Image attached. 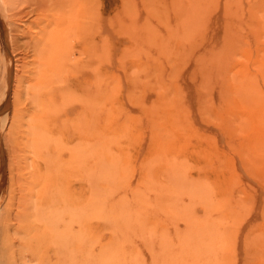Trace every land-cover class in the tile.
Wrapping results in <instances>:
<instances>
[{"label":"rangeland","instance_id":"374dc122","mask_svg":"<svg viewBox=\"0 0 264 264\" xmlns=\"http://www.w3.org/2000/svg\"><path fill=\"white\" fill-rule=\"evenodd\" d=\"M98 1L96 113L83 91L90 50L63 1L0 0V264H191L178 246L206 216L215 240L203 264H264V153L249 147L257 126L233 84L251 76L264 98V0H211L190 14L187 0ZM186 19L196 26L180 32ZM165 162L187 165L221 207L167 193ZM125 211L134 222L118 244Z\"/></svg>","mask_w":264,"mask_h":264},{"label":"bare ground","instance_id":"6f19581e","mask_svg":"<svg viewBox=\"0 0 264 264\" xmlns=\"http://www.w3.org/2000/svg\"><path fill=\"white\" fill-rule=\"evenodd\" d=\"M63 1V5H61L62 7H63V9L61 10V12H63L62 14L64 15V17H65V19L66 20H68L69 21V23H72L73 25H72V28L74 29V28H76V30H74L75 32L79 29V32H80V29H81V32H82V30H83V35L85 36V38L84 39H82V33H80V35H82L81 36V39L83 40L81 43L87 48V49H89L90 50V54H91V58H92V60H91V63L89 64V66L88 65H86V67H88L90 70H88L91 74H89L88 76H89V81H88V78H87V81H88V84H87V86H86V91L85 90H83L84 92H86V94H85V96H84V99H88V100H94L95 101V110H96V113L98 112V103H99V99H100V95H101V84H100V62H99V59L101 58V56H100V53L102 54V51H101V47H100V45H99V43H98V39L101 37H99V21H101V19L97 22V20H98V14H99V8H98V6H99V1L98 0H88V3H89V7H87V6H85V7H87V8H85V7H83V0H62ZM86 0H84V2H85ZM209 1H211V0H187L186 2H188L189 4L187 5L188 7H189V10H190V12H188V14H190L191 13V11H192V9H195V8H197V9H195V10H197V12H198V10H201L202 8H203V6L205 7V5L209 2ZM262 1V0H261ZM53 2V1H52ZM60 2V1H59ZM234 2V1H233ZM263 2V1H262ZM44 3V2H43ZM46 3V2H45ZM55 3V2H54ZM80 3H82V4H80ZM87 3V2H86ZM210 3V2H209ZM219 3V2H218ZM227 3H228V1H227ZM230 3H231V0H230ZM241 3V2H240ZM260 3V2H259ZM53 4V3H52ZM56 4H61V3H57L56 2ZM97 4H98V6H97ZM211 4V3H210ZM235 4V3H234ZM261 4V3H260ZM43 5V4H42ZM85 5V4H84ZM186 5V4H185ZM227 5V4H226ZM51 6V5H50ZM55 6V5H54ZM69 6V8H65V7H68ZM186 6V7H187ZM229 6V10H228V8H227V13H228V15L230 16L231 14V17L232 16H234V13H235V11H236V7L234 8V6H231V5H228ZM259 6V5H258ZM261 6V5H260ZM185 7V8H186ZM242 8V7H241ZM258 8V7H257ZM57 9H59V8H57ZM206 9V8H205ZM217 9V8H216ZM261 9H263V7H261ZM260 9V10H261ZM38 10V9H37ZM65 10V11H64ZM66 10H69V11H66ZM38 12H40V11H38ZM54 12V11H53ZM59 12V11H58ZM184 12H187V8H186V10L184 11ZM202 12H203V10H202ZM240 12V11H239ZM247 12V11H246ZM44 13V12H43ZM42 13V14H43ZM193 13H194V10H193ZM199 13V12H198ZM49 14V13H48ZM182 14H183V12H182ZM186 14V13H185ZM194 15H196V13L194 14ZM201 15V14H200ZM227 15V16H228ZM59 16H62V15H59ZM182 16V15H181ZM197 16V15H196ZM202 16V15H201ZM200 16V17H201ZM81 17V18H80ZM39 18H40V16H39ZM43 18V17H42ZM60 19L62 18L63 19V16L62 17H59ZM186 18H188V17H186ZM192 18H194L193 16H192ZM257 18H259V17H257ZM46 19V18H45ZM60 19H59V21H60ZM89 19V20H88ZM195 19V18H194ZM202 19H203V17H202ZM242 19V18H241ZM256 19V18H255ZM48 20H49V18H48ZM190 20H191V18H190ZM190 20H188V19H186V21L185 20H180L181 22H183L182 23V25L180 24V28H181V30H180V32L182 31V32H187L186 30H189V29H191V27H192V25L193 26H196V25H194V20L193 21H190ZM250 20V19H249ZM253 20V19H252ZM260 20V19H259ZM56 20H54V22H55ZM196 21V20H195ZM233 21H235L232 25H231V28L233 29V32H232V37L233 38H239L238 36H237V34L239 33V24H240V22L238 23L237 22V20L234 18L233 19ZM232 21V22H233ZM57 22V21H56ZM63 22H64V19H63ZM76 23V24H75ZM110 23V22H109ZM247 22H245V24H246ZM0 24H1V22H0ZM113 24V23H112ZM255 24V23H254ZM114 25V24H113ZM179 25V24H178ZM249 25V24H248ZM256 25V24H255ZM77 26V27H76ZM79 26H82V27H80L79 28ZM251 26V25H250ZM227 27V26H226ZM245 27V26H244ZM264 27V26H263ZM71 27H69V29H70ZM194 28V27H193ZM230 28V29H231ZM259 28V27H258ZM113 29V28H112ZM248 29V28H247ZM66 30V29H65ZM72 30V29H71ZM229 30V29H228ZM1 31V30H0ZM73 30H72V34H73V32H74ZM198 31H200V30H197V32ZM230 31H232V30H230ZM229 31V32H230ZM255 31V30H254ZM74 32V33H75ZM180 32H179V34H180ZM226 32V31H225ZM228 32V33H229ZM261 32V31H260ZM44 33H46V32H44ZM86 33V34H85ZM102 33V32H101ZM192 33V32H191ZM3 34V33H2ZM189 34V33H188ZM195 34V33H194ZM200 34V33H199ZM198 34V35H199ZM230 34V33H229ZM261 34V33H260ZM74 36H77V35H75V34H73ZM197 35V36H198ZM50 36H51V34H50ZM49 36V37H50ZM63 36V35H62ZM181 36H182V34H181ZM259 36V35H258ZM42 37H43V35H42ZM54 36L52 35V37H50V38H53ZM112 37V36H111ZM224 37H225V35H224ZM228 37V36H227ZM226 37V38H227ZM44 38V37H43ZM42 38V39H43ZM78 38H79V35H78ZM39 39V38H38ZM37 39V40H38ZM41 39V40H42ZM101 39V38H100ZM46 40H47V38H46ZM51 40V39H50ZM54 40H57V37L54 39ZM227 40H229V39H227ZM47 41H49V40H47ZM238 42H239V40H237ZM236 41V42H237ZM39 42V41H38ZM54 42V41H53ZM236 42H232L233 43V46L234 45H237L238 43H236ZM44 43H45V41H44ZM80 43V45L82 46V44ZM224 43H226V42H224ZM229 42H227V44H228ZM51 44V43H50ZM57 44V43H56ZM226 44V45H227ZM36 45V44H35ZM52 45V44H51ZM50 45V46H51ZM89 46H90V48H89ZM238 46V45H237ZM236 46V47H237ZM52 47H56V46H51V49H52ZM66 47V46H65ZM225 47H227V46H225ZM234 48V49H237V48ZM242 47V46H241ZM245 46H243V48H244ZM49 48V47H48ZM223 48V47H222ZM231 48H233L232 46H231ZM247 48V47H246ZM37 49V48H36ZM70 49V48H69ZM227 49V48H226ZM241 49V48H240ZM49 50H50V48H49ZM49 50H48V53H49ZM225 50V49H224ZM228 50V49H227ZM244 50V49H243ZM44 51H45V48H44ZM47 51V50H46ZM51 51H53V49L51 50ZM54 51L56 52V49H54ZM226 51V50H225ZM224 51V52H225ZM231 51V50H230ZM234 51V50H233ZM100 52V53H99ZM213 52H215L214 50L213 51H211L209 54H210V56H212L211 55V53H213ZM227 52V51H226ZM228 52H229V50H228ZM228 52H227V55H230L231 53L229 52V54H228ZM234 52H236V51H234ZM238 52V51H237ZM246 52V51H245ZM47 53V55H49ZM52 53V52H51ZM208 53V52H207ZM44 54H45V52H44ZM53 54V53H52ZM51 54V55H52ZM215 54V53H214ZM216 54H218V52H216ZM226 54V53H225ZM236 54V53H235ZM3 55V54H2ZM46 54H45V56H47ZM50 55V56H51ZM238 55V54H237ZM248 55V54H247ZM55 56V55H54ZM58 56V55H57ZM99 56H100V58H99ZM209 55H208V57L209 58H211L213 61H215V59H216V61H217V59L218 58H216V56H218V55H214L215 56V58H213V56L212 57H210ZM232 56V55H231ZM250 56H251V54H250ZM49 57V56H48ZM8 57H6V55H5V59H6V67H5V73L7 74V70H8V68H9V65H10V63H9V60L7 59ZM38 58H40V57H38ZM42 58V57H41ZM46 58V60H47V57H45ZM53 58V57H52ZM51 58V59H52ZM229 58V57H228ZM228 58H227V61H228ZM259 58V57H258ZM203 59H205V58H203ZM211 59H208L211 63H212V61H211ZM4 60V59H3ZM234 60V59H233ZM264 60V59H263ZM44 61V60H43ZM42 61V62H43ZM205 61L206 60H204L203 61V63H202V61H201V64H204L205 63ZM209 61H208V63H209ZM215 61V62H216ZM225 61V60H224ZM226 61V62H227ZM12 62V61H11ZM242 62V61H241ZM207 63V65H206V67L207 66H209V65H211V63H209L208 64ZM218 63V62H217ZM229 63V62H228ZM231 63V62H230ZM5 64V63H4ZM206 64V63H205ZM205 64L204 65H202V66H205ZM231 64H233V63H231ZM239 64H241V63H239ZM246 64V63H245ZM53 65V64H52ZM81 66V65H80ZM213 66H214V64H213ZM234 65H232V67H233ZM40 67V66H39ZM44 67H45V64H44ZM86 67L84 68V69H86ZM78 68H80V67H78ZM82 68L83 67H81V69H80V71H82ZM242 68V67H241ZM240 68V69H241ZM45 69V68H44ZM57 69V68H56ZM230 69V68H229ZM233 69H234V67H233ZM238 69V68H237ZM211 70V69H210ZM239 70V69H238ZM46 71V70H45ZM44 70H43V72L42 73H44L45 72ZM77 71H79V70H77ZM212 71V70H211ZM230 71V70H229ZM231 71H232V69H231ZM234 71V70H233ZM241 71H243V70H241ZM86 72V71H85ZM37 73V72H36ZM82 73H83V71H82ZM240 73V72H239ZM38 74H39V72H38ZM37 74V75H38ZM230 74V73H229ZM44 75V74H43ZM42 75V76H43ZM79 75L83 78V76L85 75V73H83V74H81V72H79ZM83 75V76H82ZM246 75H247V73H246ZM7 76V75H6ZM8 77V76H7ZM38 77V76H37ZM4 78V77H3ZM236 78V77H235ZM7 79V78H6ZM75 79V78H74ZM85 80H86V77L84 78ZM3 80V79H2ZM39 80H40V77H39ZM44 80H45V78H44ZM41 81V80H40ZM75 81V80H74ZM38 82V81H37ZM87 83V82H86ZM234 87H236V90H237V94L239 95V97L242 99V101H244L245 102V104H247V106L250 108V111L249 112H247V113H249L248 114V116H246L247 118H248V121L251 119V120H253V123L255 122V126H257V128H254V131H255V129H257L256 130V133L254 134V136H255V139L253 140V142L251 143V146H249L250 147V149L251 150H254V152L255 151H260V152H262V155H263V153H264V98L262 97V95L259 93V91H258V88H257V85L254 83V79L251 77V76H248L247 75V77L246 76H243V77H237V79H236V81H234ZM259 85V84H258ZM80 86H81V84H80ZM81 89H84V88H82V86H81ZM81 94H82V92H81ZM76 95V94H75ZM81 97V96H80ZM86 97V98H85ZM236 100V99H235ZM84 102V101H83ZM92 102V101H91ZM92 104V103H91ZM240 106H238V108H239ZM241 108V107H240ZM249 110V109H248ZM245 112V111H244ZM242 113V112H241ZM246 113V112H245ZM246 115V114H245ZM242 118L243 117H245V116H241ZM96 119V118H95ZM237 119H238V117H237ZM244 120V119H243ZM235 121H236V119H235ZM235 122H233V124H234ZM237 125V124H236ZM249 126V125H248ZM254 126V127H255ZM248 130L249 129H251V127L250 128H247ZM247 129H246V131H247ZM253 130V129H252ZM250 131V132H252L253 133V131ZM244 131H245V128H244ZM252 136H253V134H252ZM252 140V139H251ZM260 152H258L259 154H260ZM251 153H252V151H251ZM261 155V156H262ZM263 159H264V157H263ZM120 162V161H119ZM167 165H166V167H169L170 169H172L169 173L171 174V178H172V181H170L169 183H168V185H167V189H166V192L167 193H169V194H173V195H177V194H179V193H182V195H188L189 197H190V199H191V202L192 201H194V202H202L205 206H206V208H207V210L208 211H211V210H216V209H218V208H220L221 206H220V204H218V206L216 207V205L215 206H212L211 205V203H209L208 202V200H207V195H209L206 191L208 190V192L210 191L211 193H212V190H213V188H212V190H210V189H208L209 188V186H210V184H208L209 186H208V188H206V186H205V184H203V182H191V181H189V180H187L186 179V177H185V175H184V172L187 170V165H177V163L175 164V163H167V162H165ZM115 169V168H114ZM114 171V170H113ZM110 173V172H109ZM100 175V174H99ZM110 175V174H109ZM109 175H108V177H109ZM182 175H184V178L182 177ZM107 176V175H106ZM113 176V175H112ZM102 178V177H101ZM99 179V178H98ZM108 181V180H107ZM197 183H200L202 186H200V185H198ZM209 183V182H208ZM205 187H204V186ZM107 186V185H106ZM211 187V186H210ZM99 189V188H98ZM205 189H206V191H205ZM94 195V194H93ZM211 195V194H210ZM138 196V195H137ZM104 197V196H103ZM210 196H208V198H209ZM138 198H140V197H138ZM211 198V197H210ZM94 199V198H93ZM105 200V199H104ZM139 201V200H138ZM104 202V201H103ZM119 203H121V202H119ZM101 204V203H100ZM120 205H122V204H120ZM120 206H119V204H118V207L117 208H119ZM115 208V207H114ZM125 207H123V209H124ZM103 210V209H102ZM117 210V209H116ZM119 211H120V209H118ZM121 211H122V207H121ZM132 211V210H131ZM128 212V213H130V214H132V212ZM128 213L125 211V212H120V215L118 216V217H120V220L118 221V224H119V226L117 225L116 226V228H118L119 230L117 231V235H115V236H118L117 238H118V240H119V242H118V244L121 242V240H123L124 238H125V236L127 235H129V234H127L128 233V231L130 230V232H131V226H130V224H129V221H131L132 220V218H131V216L130 215H128ZM117 215V214H116ZM115 215V216H116ZM114 216V215H113ZM129 216H130V218H131V220H129ZM133 216V215H132ZM138 216V215H137ZM114 219H116V217L114 218ZM119 219V218H118ZM209 220V221H208ZM115 221V220H114ZM131 222H134L133 220L131 221ZM200 222V223H199ZM127 225H128V227H127ZM123 227H127V228H129L128 229V231H127V229L125 230V228H123ZM115 228H113V230H114ZM116 230V229H115ZM114 230V231H115ZM214 229H213V221L211 220V218H210V216H206L204 219H202V220H193L192 221V223H191V229H190V231L188 232V234H187V237H186V240H185V242L184 241H181L180 243H179V252H178V254L177 255H179V256H176L177 257V259L178 258H188L189 259V261H190V263L191 264H203V251H202V249L203 248H206L211 242H213L214 240H215V233H214V231H213ZM125 231H126V234H125ZM61 232V231H60ZM59 232V233H60ZM58 233V234H59ZM115 234H116V232H115ZM127 236H126V238H127ZM51 239V238H50ZM115 240V239H114ZM125 240V239H124ZM114 244H116V243H114ZM114 250H115V247H114ZM181 250H183V251H185V252H191V254H188V255H186V254H182L181 253ZM115 252V251H114ZM117 256V255H116ZM121 257V258H123V259H128V258H126L125 256H123V255H121V254H118V257ZM165 256V254H164V252H163V250L161 251V254H160V257H164ZM172 257L173 256H167L166 258L169 260V261H172L173 259H172ZM110 258V257H109ZM118 259V258H117ZM120 259V258H119ZM122 259V260H123ZM125 260V261H126ZM121 261V260H120ZM124 261V260H123ZM124 261V262H125Z\"/></svg>","mask_w":264,"mask_h":264}]
</instances>
